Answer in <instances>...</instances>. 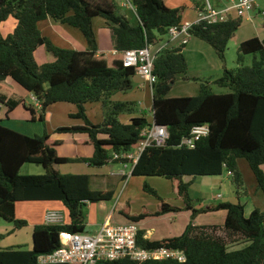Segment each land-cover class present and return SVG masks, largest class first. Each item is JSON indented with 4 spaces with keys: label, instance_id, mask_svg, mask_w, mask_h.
<instances>
[{
    "label": "trees",
    "instance_id": "16d2710c",
    "mask_svg": "<svg viewBox=\"0 0 264 264\" xmlns=\"http://www.w3.org/2000/svg\"><path fill=\"white\" fill-rule=\"evenodd\" d=\"M135 8L137 25L121 14L117 0H0V83L11 79L33 95L39 104L0 97L7 108L5 117L20 106L30 113L31 121L46 124L48 110L59 103L77 107L72 118L81 126L62 127L60 135H86L95 152L91 158H65L58 154L62 142L44 136H27L4 126L0 119V220L13 225V231L27 227L18 220L16 207L23 202H59L66 209L64 224L40 225L33 232V248H0V264H41V256L53 254L61 245V235L86 233V205L111 202L113 192L91 189L89 175H64L62 165L84 163L93 168L125 163L114 155L126 154L144 140L142 133L151 126L144 116L128 123L121 121L125 113L133 114L136 104L114 102L113 97L133 89L135 68L126 67L123 53L160 45L172 28L183 23V9H170L162 0H128ZM10 18L17 21L13 34L4 37L1 25ZM102 18L112 31L114 51L99 54V43L93 21ZM52 19L81 32L87 42L85 51L55 46L40 31V24ZM244 18L227 22L194 25L189 33L216 52L223 64V76L215 81L226 94L213 92L209 82L200 84L197 97L168 98L179 76H187L189 64L184 48H166L156 55L154 74L157 83L152 90V121L167 128L169 138L164 146L152 145L140 157L132 177H156L176 182L178 195L185 208L166 203L158 193L145 185V190L161 203L153 216L183 211L192 212V220L181 236L161 241L138 235L142 248H168L184 252L185 263L173 260L138 263L130 259L98 264H264V212L255 209L245 216L241 197L249 195L239 169L245 159L256 180L257 189L264 195V37L242 42L237 48V68H227L226 53L236 40ZM264 33V24L262 25ZM44 48L50 61L39 65L35 54ZM252 57L246 65L247 57ZM101 103L103 122L93 124L86 106ZM207 125L209 134L194 147L182 145L194 127ZM26 164L42 166L44 175L22 176ZM229 173L237 187L238 202H224L197 210L190 196V187L197 178L220 177ZM185 177L192 178L189 183ZM227 212L223 226H196L200 214ZM134 223L147 218L143 213L131 216ZM4 236L0 233V242ZM247 242L243 249L231 251V245Z\"/></svg>",
    "mask_w": 264,
    "mask_h": 264
},
{
    "label": "crops",
    "instance_id": "0c3cea01",
    "mask_svg": "<svg viewBox=\"0 0 264 264\" xmlns=\"http://www.w3.org/2000/svg\"><path fill=\"white\" fill-rule=\"evenodd\" d=\"M121 1H123L122 2L123 3L122 4L123 9L120 11L121 14H123L125 17H127L133 25L134 24L137 25V18H136L135 11L133 9H131L130 7H124L125 0H121ZM162 1L170 9H183V22H182L183 24L186 22L194 23L198 18V9L201 8L203 6V3H204V0L203 1L162 0ZM220 2H222L221 3L222 5L215 6V8L217 10H224L227 7V4L223 0H220ZM263 10L264 9H262V7L260 6V9L253 12L252 17H249L247 19V21H250V22L258 21V23H260L259 25L262 28V25L264 24V19L262 16ZM132 17H134V21H132V19H131ZM16 25H17V21L14 18H10L7 22H5L1 25L2 35L6 38L9 35L13 34V32L16 28ZM39 26H40V31L42 32V34L46 38H48L55 46H57L59 48L72 49V50H77V51H85L88 47L87 42L84 39L81 32L75 28L69 27L67 25H62L58 22H55L52 19H47L46 21L42 22ZM93 27H94V31H95V34L97 36V40L99 43V54L101 55V54L113 53L114 43H113V38H112V31L107 27L106 21L102 18H97L93 21ZM252 38H263V37H261V35L257 34L254 37H251V39ZM168 41H169V38H166V40H164L160 45H165L168 43ZM176 47H179V46L176 45L173 47V45H170L167 48H176ZM182 47L184 48V55H185V57L188 61V64H189V72L190 73L195 68L197 61L203 63L202 67L204 69L211 70L217 74H223L224 73L223 64L221 63V60H219V57L217 56L214 49L211 46H209L208 44H206L205 42H203L199 39H196V38H191L189 40V43L185 46H182ZM35 58H36L37 62H39V58L42 60L41 62H39V64H41V65L49 62L51 59L50 56L46 53L44 48L38 49V51L35 54ZM139 79L143 81L141 89L146 91V88L150 85L146 81H144L141 77H139ZM8 80L9 79L0 83V97L10 98L8 96L9 93H5L3 91V87H2V85L3 84L5 85ZM185 80L186 81L190 80L188 75H187V79H185ZM5 90H6V92H8V90L6 88H5ZM151 96H153L152 88H151ZM25 97L34 98L33 95L29 94L28 92H26L24 90L22 96L16 100H23L26 104H28L29 103V101H27L28 98H25ZM95 104H99V103H95ZM90 105H94V104L87 105L86 109ZM138 105L142 108L146 107V103L144 101L143 102L140 101L138 103ZM20 108L24 109L23 106L20 105L16 110H18ZM3 109L7 110L5 105H3L0 102V119H2V120H3V117H5V113H6V111H5V113L2 112ZM143 109L147 110L146 108H143ZM49 110H48V112H49ZM151 110H152V107L149 110L150 113H151ZM24 111L27 112L25 109H24ZM2 113L4 114V116L1 115ZM27 113L30 115L29 112H27ZM87 115H88V112H87ZM151 115H152V113H151ZM47 117H48V113H47ZM131 118L133 119V117H131ZM80 122H81V124H78L75 126L83 125V122L82 121H80ZM102 122H103V117L99 121L98 124H101ZM122 122L128 123L129 121H126V122L122 121ZM60 128H62V127H60ZM66 136H71V135H66ZM72 137H74L72 139V141L74 142V144H76L77 148H86V152L82 151L77 156H74L72 159L93 157L95 149H94L93 145L89 144V142H88L89 138L86 135H73ZM59 141L62 142V145L60 147H57L58 154L61 157L69 158L67 156H63L60 152L65 141L63 139H61ZM243 163L244 162L239 163L240 171L242 170V168H244L247 173H251V171L249 169L250 167L246 166ZM69 165H75V164H69ZM113 165L114 164H111V166H113ZM62 166H67V165H62ZM87 166H88V169L93 168V167H90L89 165H87ZM111 166L109 165V166H105V167L110 168ZM122 166L125 169H129V171L121 170L118 173L110 172L108 175H105L104 173L100 172V174H96L93 176H95L97 179L98 178L103 179V182L105 184L106 183L109 184L110 186L113 185L115 183V181L128 183L127 184V189H128V187L131 183V181H129V177H132L131 174H132L133 168H128V167L126 168L124 165H122ZM61 167L58 168L60 173H61ZM102 168H104V167H102ZM98 169H101V168H98ZM89 176H91V175H89ZM228 177L230 178L229 173H228ZM221 179L222 178H218L217 180H213V182L211 183V182H207L206 178H203V181L201 183L202 190L206 191V192H207L206 189L216 190L217 189L216 186H218L219 183H222V181H223V180L221 181ZM183 180L185 183H189L192 181V178L185 177ZM254 180H255V178H254ZM110 182H112V184ZM193 183H196V179L193 180ZM255 183H256V180H255ZM212 185H213V187H212ZM127 189L125 190L124 193H122V194L120 193L116 199L114 197V199L111 202H102V203L94 204V205L88 204L85 206L84 211L85 210L89 211V213L85 215V217H86V233L95 234L97 231H99V229L106 222H109L111 224H128V223H130L131 221L126 217V215H124L123 212H125L131 216H139L140 214H143V213L147 214V218L144 219L143 221L137 223V225L139 226L140 231L144 232V238L147 240H150V241H161V240H164L167 238L181 236L185 232L187 226L189 225V223L192 220V212L191 211H183V212L178 213V214L170 213V214L160 216V217L153 216L155 213H157L159 211V209L161 207V203L158 200H157L156 204L151 202V200H149V202L143 203L141 211H139V212L134 211L132 208V204H136V201H134L133 197L130 196L131 194L130 195L126 194ZM105 192H108V191H105ZM260 193H262V192H260L257 189V184H256L255 195L252 196L249 194L246 197H241V202L245 206V216L247 218L250 217L251 213L255 209H259L261 212H264V195L260 194ZM173 196H177L176 202L178 204L177 205L178 208L183 209L185 207V203H184L183 199L181 197H179L178 190L176 187L173 188ZM222 198L223 197L221 196V194L218 193L216 195V199H222ZM162 199L168 204H171L170 202H171V200H173L172 197H168V196L162 197ZM234 200H236V201H233L232 203L238 202L237 192H236V199H234ZM206 202H207L206 199H203V205L207 204ZM149 206L155 207V211H153V212L149 211V209H148ZM206 206H210V205H205V207ZM50 210H58V211H61V212H64L65 214H67L66 209L64 208L63 204L59 203V202H23V203H18L17 207H16L17 219L22 220V221H26L28 223V225H27V227L23 228L24 230L22 229L19 231H13L14 230L13 225L7 224L5 222L2 225L0 224V233L3 236L7 235L8 239H11V237H14L13 239H16L14 241H11L8 244V246H12L10 248H17V247L21 248L23 243H24V245H28L30 242V244L32 245V248H33V232H34V229L37 226L45 224V215ZM211 214L221 215V219L223 222L222 225H220L219 223L215 224V223H213V220L208 219L207 216L211 215ZM180 215H183V216L180 217ZM226 217H227V212H225V211L200 214L196 217V219L194 220V223L196 226H215V225L223 226L225 223ZM3 240H4L3 242L7 241L4 238H3ZM248 245H249V243H247V242H241L239 244H234L231 246H235L232 248L233 251H235V250L243 249V248L247 247Z\"/></svg>",
    "mask_w": 264,
    "mask_h": 264
},
{
    "label": "rangeland",
    "instance_id": "374dc122",
    "mask_svg": "<svg viewBox=\"0 0 264 264\" xmlns=\"http://www.w3.org/2000/svg\"><path fill=\"white\" fill-rule=\"evenodd\" d=\"M193 1V0H192ZM194 1H203V0H194ZM123 1L117 0L118 7L120 11L123 9L122 3ZM210 3L215 7L218 5H222L220 0H210ZM259 5L264 9V0L259 1ZM253 13L250 14V17H252ZM132 21H134V17L131 18ZM248 17L243 19V25L241 29L238 31L236 40L232 42L229 45V48L226 53V62L227 67L229 70H235L237 68V48L240 43L250 40L251 37H254L255 35L259 34L261 37H264L263 29L259 25L258 21L256 22H250L247 21ZM136 25V24H134ZM258 32V33H257ZM247 39V40H246ZM166 40V39H165ZM165 44V43H164ZM220 60V59H219ZM42 60L39 58V62ZM38 62V64H39ZM252 62V57H247L246 65H250ZM222 63V62H221ZM41 65V64H39ZM203 63L197 61L195 68L190 72H188V77L190 80L186 81L187 76H179L177 82L172 86V89L168 95V98H184V97H197L200 93V84L209 82L212 90L216 94H226L229 91L227 89H222L218 87L215 83L218 79H220L223 74H217L211 70L204 69L202 67ZM143 84V81L139 79L138 76H136L133 79V89L127 93H120L113 97L114 102H127V103H134L136 104L135 112L133 114L125 113L121 116V120L126 122L130 121L131 117H145L150 123H152V115L150 113V108L152 107V96H151V87L148 86L146 88V91L141 89V86ZM3 91L5 93H9L8 96L12 99H18L22 96L24 90L14 83L12 80H8L6 84L2 85ZM5 88L8 90L6 92ZM145 97V98H144ZM27 101H29V105L35 104V100L30 97ZM145 102L147 110H144L142 107L138 105L139 102ZM76 108V109H75ZM6 110L3 109V113H5ZM77 112V107L74 105H70L67 103H59L49 110L47 122L46 124L37 122H32L30 115L24 111V109L20 108L16 110L14 113H12L9 116V119H6V117H3L4 126L13 129L17 132H20L24 135L33 137V136H44L45 134H48L51 137V140L53 142L59 141L63 139L65 143L63 144V147L61 149V154L63 156H67L69 158H73L74 156H77L80 152L85 151L86 148H77L76 144L72 141L74 137L72 136H66V135H60L57 133V130L60 127H74L75 125L81 124L79 119L72 118L71 115L75 114ZM88 117L90 121L97 125L99 121L103 117V105L101 103L90 105L87 107ZM1 114L4 116V114ZM240 162H244L246 166L249 167L247 161L245 159L239 160ZM111 166V165H110ZM250 169V168H249ZM129 171V169H125L122 165L116 164L111 166L110 168L104 167L101 169L98 168H92L88 169V166L83 163L75 164V165H67L61 167V173L64 175H91L92 181H91V189L93 191H110L114 193L115 199L119 194L124 193L127 189V184L125 182H118L115 181L113 185L105 184L103 182V179H97L95 176L96 174H100V172L104 173L105 175H108L110 172L118 173L119 171ZM241 174L244 179L245 187L250 195H255L256 193V183L254 180V176L251 173H247L244 168L241 170ZM20 174L22 176L27 175H33V176H40L45 174V170L42 166L35 165V164H26ZM218 178H222V183H219L218 186H216V190H209L206 189V191L202 190L201 183L203 181V178H197L196 183H193L190 187V196L194 200V206L197 210H200L205 207V205H218L220 203L224 202H233L236 201V192L237 187L232 183L231 178L228 177V173L224 172V174L220 177H214V178H206L207 182H213V180H217ZM129 181H131L128 189H127V195H130L133 197L134 201H136V204H132V208L134 211H141L143 203L151 202L157 203V199L152 196L150 193H148L145 190V185H148L150 188L154 189L158 195L162 197H172L173 200H171V206L178 207L177 205V196H173V188L177 185V183L173 181H169L167 179L163 178H156V177H129ZM220 181V182H221ZM112 184V182H110ZM213 187V185H212ZM213 189V188H212ZM206 193V194H205ZM221 194L223 197L222 199H216L217 194ZM262 194V193H260ZM171 195V196H170ZM215 198V199H214ZM203 199H206V203L203 205ZM185 208V207H184ZM149 211H155V207H148ZM85 215L89 213L88 210L84 211ZM183 215H180L182 217ZM208 219L213 220V223L222 225V219L221 215L219 214H211L207 216ZM4 222L0 220V224L2 225ZM24 230V229H23ZM14 237H11V239H8L7 235L4 236V239H8L7 241L3 242L2 240L0 242V248L2 249H9L12 246H8V244L11 241H14L16 239H13ZM32 240V239H31ZM233 247L230 246L229 250L233 251ZM21 248L25 251H31L32 245H23Z\"/></svg>",
    "mask_w": 264,
    "mask_h": 264
},
{
    "label": "built area",
    "instance_id": "2783aa9c",
    "mask_svg": "<svg viewBox=\"0 0 264 264\" xmlns=\"http://www.w3.org/2000/svg\"><path fill=\"white\" fill-rule=\"evenodd\" d=\"M227 7L217 10L210 0H204L203 6L198 9V18L194 23L186 22L180 27H174L169 34V41L165 45H149L143 49L128 50L123 53L126 67L136 69L137 75L154 88L157 76L154 74L156 55L169 47L178 45L180 48L189 43L191 39L190 29L199 23L218 24L235 18L250 17V14L260 9V0H223ZM124 7L133 5L125 0ZM264 19V10L262 11ZM35 105L39 107L35 98ZM209 134L207 125L194 127L188 138H184L182 145L194 147L196 142ZM144 138L132 151L126 154H115V160H125L126 168H134L143 152L150 146H164L169 138L167 128L154 124L142 133ZM65 213L58 210H50L45 215V224H64ZM140 229L137 223L111 224L106 222L95 234H69L61 235L62 247L53 254L41 256V264H98L101 261L114 262L130 259L138 263L148 261L173 260L185 263L187 257L184 252L168 248L148 250L138 244Z\"/></svg>",
    "mask_w": 264,
    "mask_h": 264
},
{
    "label": "water",
    "instance_id": "95a60500",
    "mask_svg": "<svg viewBox=\"0 0 264 264\" xmlns=\"http://www.w3.org/2000/svg\"><path fill=\"white\" fill-rule=\"evenodd\" d=\"M153 123L155 124V120L153 119Z\"/></svg>",
    "mask_w": 264,
    "mask_h": 264
}]
</instances>
